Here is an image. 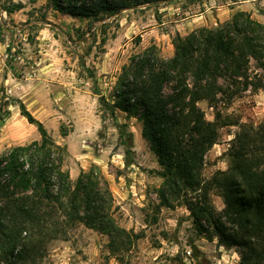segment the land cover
<instances>
[{"label":"rangeland","instance_id":"374dc122","mask_svg":"<svg viewBox=\"0 0 264 264\" xmlns=\"http://www.w3.org/2000/svg\"><path fill=\"white\" fill-rule=\"evenodd\" d=\"M12 2L23 7L7 13L3 9ZM239 10L264 23V0H168L91 23L89 30L97 27L95 36L85 33L78 40L76 28L80 33L87 21L52 10L50 0H0V76L11 102L0 122V155L40 137L36 126L19 113L15 103L19 100L63 146L62 168H78L79 173L93 167L103 175L112 192L116 223L138 234L112 254L105 234L78 223L64 238H36L15 264H237V247L219 245L216 237L201 233L183 205L159 203L160 166L141 137V122L125 118L119 110L111 117L99 94L111 99L120 68L131 54L154 43L162 56L170 57L178 36L200 26L223 25ZM102 22L106 24L101 26ZM7 43L13 46L15 75L5 65ZM247 72L252 80L264 79L253 59ZM219 83L228 93L233 88L224 78ZM169 92L167 85L164 93ZM228 93H218L213 104L197 103L206 119L218 114L220 124L230 122L219 124L218 139L204 155L206 180L217 169H226V152L239 125L264 121V89L249 85ZM116 122H126L132 132L127 144L122 143ZM209 198L216 210L223 208L214 187Z\"/></svg>","mask_w":264,"mask_h":264},{"label":"trees","instance_id":"16d2710c","mask_svg":"<svg viewBox=\"0 0 264 264\" xmlns=\"http://www.w3.org/2000/svg\"><path fill=\"white\" fill-rule=\"evenodd\" d=\"M167 1L50 0V6L87 21L88 27L80 33L76 28L81 40L85 33L95 36L97 27L89 30L91 23ZM22 7L21 2H12L3 10L12 13ZM139 40L137 36L135 42ZM12 49L7 43L5 65L15 75ZM251 59L264 73V23L239 10L223 25L200 26L178 36L170 57L162 56L154 43L131 54L120 68L111 99L99 94L111 117L119 110L125 118L141 122V137L160 166L156 171L162 179L157 189L159 203L183 205L201 233L216 237L219 245L237 247V264H264V121L239 125L226 152V169H217L206 180L202 176L204 155L218 139L220 122L218 114L213 120L206 119L197 103L213 104L218 93H228L220 78L233 87L229 96L249 85L264 89L263 78H249ZM167 85L170 92L165 94ZM10 103L0 76V122ZM15 103L40 137L13 145L0 155V264H15L36 238H64L78 223L105 234L112 254L131 243L138 234L116 223L112 192L103 175L90 167L80 169L72 180L62 168L63 146L23 102ZM116 126L122 143L131 141L127 123L116 122ZM126 152H130L128 147ZM213 187L222 198L220 211L209 198Z\"/></svg>","mask_w":264,"mask_h":264},{"label":"crops","instance_id":"0c3cea01","mask_svg":"<svg viewBox=\"0 0 264 264\" xmlns=\"http://www.w3.org/2000/svg\"><path fill=\"white\" fill-rule=\"evenodd\" d=\"M240 5H243V4H240ZM78 168H70V170H69V175H70V177H75L77 174H78Z\"/></svg>","mask_w":264,"mask_h":264}]
</instances>
